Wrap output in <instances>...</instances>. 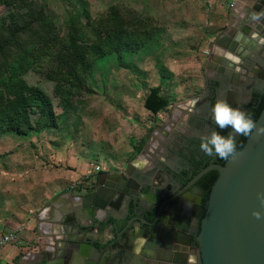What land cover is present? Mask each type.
<instances>
[{
	"label": "rangeland",
	"instance_id": "obj_1",
	"mask_svg": "<svg viewBox=\"0 0 264 264\" xmlns=\"http://www.w3.org/2000/svg\"><path fill=\"white\" fill-rule=\"evenodd\" d=\"M194 11L185 1L0 0V114L28 90L53 113L44 123L31 107L32 129L1 132L0 188L43 184L45 170H75L71 160L75 173L122 171L176 106L204 93L207 30ZM155 86L167 104L152 114L144 100Z\"/></svg>",
	"mask_w": 264,
	"mask_h": 264
},
{
	"label": "water",
	"instance_id": "obj_2",
	"mask_svg": "<svg viewBox=\"0 0 264 264\" xmlns=\"http://www.w3.org/2000/svg\"><path fill=\"white\" fill-rule=\"evenodd\" d=\"M251 7L254 14L238 20V34L244 38L236 40L238 34L218 35L211 41L212 52L205 60V68L214 62L222 66L221 72L225 67L236 72L235 65L249 70L252 65L261 67L264 61V0H256ZM256 13L259 18L253 19ZM225 74L233 77L229 70ZM254 122L256 127L252 134L230 161L223 165L209 164L193 178L195 181L209 170L218 172L197 236L201 264H264V215L259 219L253 215L254 210L264 213V200L259 195L264 193V132L259 131L264 127V107ZM116 175L105 173L104 178L99 177L98 185L111 191ZM104 196L98 191L92 192L88 201L86 195L81 196L82 201L73 206L71 213L51 221L53 233L60 237L61 244L57 248L61 258L52 261L46 253V259L37 264H141L144 258H149L143 252L151 247L147 238L152 234L146 228L154 229L159 225L162 205L153 204L146 210L152 216L149 220L140 216V204H125L129 215L125 219L115 212L123 205L115 204L110 194ZM135 220L142 225H133ZM133 226L135 229L123 243L126 229ZM94 229L106 231L107 238L94 237Z\"/></svg>",
	"mask_w": 264,
	"mask_h": 264
},
{
	"label": "flooded vegetation",
	"instance_id": "obj_3",
	"mask_svg": "<svg viewBox=\"0 0 264 264\" xmlns=\"http://www.w3.org/2000/svg\"><path fill=\"white\" fill-rule=\"evenodd\" d=\"M208 68H216L217 73L212 80L205 77L204 93L176 106L180 111L176 113L175 109L170 120L154 130L156 139L146 143L122 171L98 173L92 187L79 195V198L86 195L88 201L94 191L106 197L110 194L115 204L123 205L115 212L125 219L129 218L125 204H140V216L149 220L152 216L146 210L153 204L162 205L159 225L154 229L146 228L152 234L147 238L151 247L143 251L149 258H144L141 264H201L197 236L210 192L206 187V174L214 170L195 181L193 178L207 165L220 164L221 158L207 156L200 149V138L214 129L224 135L231 132V129H219L209 110L217 99L223 98L248 112L255 98L264 94V61L261 67L252 65L250 70L235 65L238 73L226 67L221 72V65L210 64L205 69ZM228 70L233 77L226 76ZM174 131L179 133L177 142L170 137ZM105 173L117 174L111 191L98 185L99 177L104 178ZM153 194L155 199L151 198ZM134 229L135 226L126 229L123 243Z\"/></svg>",
	"mask_w": 264,
	"mask_h": 264
},
{
	"label": "crops",
	"instance_id": "obj_4",
	"mask_svg": "<svg viewBox=\"0 0 264 264\" xmlns=\"http://www.w3.org/2000/svg\"><path fill=\"white\" fill-rule=\"evenodd\" d=\"M156 1H185L189 6L194 7L195 11L191 17L202 16L204 28L207 30L203 37L207 44L204 47L206 50L209 48L210 42L218 35L232 36L240 33L238 20L254 14L251 6L256 0H212L208 3L201 0L203 7L200 8H196L193 3L190 4L195 0ZM231 3L234 5L231 6ZM242 38L244 37L242 36ZM212 64L219 66L215 62ZM216 70V68L205 69V77L207 76L206 78L210 80L214 79ZM71 161L77 164L75 170L78 169V163L74 160ZM79 167L82 168V166ZM87 167L81 169L79 173H75V170H68L53 174L45 170L43 184L34 182L30 184L31 186L28 185L22 189L19 188V185L13 186L11 192L9 188L8 191L3 187L0 188L4 192V194H0V236L18 227L21 228L17 232V238L0 252V264H37L38 261L46 259V253L49 254V259L52 261L61 258L57 248L61 244L60 237L53 233L51 221L71 213L73 206L81 202V198L75 196L76 193H66L65 187L71 180L90 171L91 165L89 170ZM102 172L106 171L101 168L99 173ZM15 180L21 182L24 180V176H17ZM66 180L68 181L66 182ZM102 188L106 189V186L103 185ZM140 224L135 222L136 226ZM93 236L104 240L107 238V232L94 229Z\"/></svg>",
	"mask_w": 264,
	"mask_h": 264
},
{
	"label": "trees",
	"instance_id": "obj_5",
	"mask_svg": "<svg viewBox=\"0 0 264 264\" xmlns=\"http://www.w3.org/2000/svg\"><path fill=\"white\" fill-rule=\"evenodd\" d=\"M118 7L120 6L114 5L111 8V11H114V15L117 17H119L117 13ZM144 29H138V31L137 30L136 31L138 33L145 35L146 37L148 36L147 34L148 31L146 30L147 29L146 27ZM12 41L13 39L10 42ZM18 96L19 97L14 101L15 106L14 107L11 106L10 108L11 112L0 114V134L3 131H9V130L21 134L32 129L30 115L33 112L31 110L32 109L31 107H36L37 109H39L40 118L44 119L43 120L44 123L47 121L48 123L53 121V113L51 109L50 99L44 96L41 92H39L38 90L30 92V90H28L26 95L22 96V94H18ZM166 104L167 101L160 94V89L158 86L152 87L149 90L144 100V107L152 114L157 113L160 109L166 106ZM263 107H264V94H261L258 95L253 101V103L249 105L248 113L252 116L253 120H255L258 117ZM246 138L247 136H241V135L237 137L236 139L237 150L242 147ZM225 162L226 161L223 159L219 161L221 165H223ZM217 176H218V172L215 170L209 171L206 174V178L208 181L206 187L208 190H210Z\"/></svg>",
	"mask_w": 264,
	"mask_h": 264
},
{
	"label": "clouds",
	"instance_id": "obj_6",
	"mask_svg": "<svg viewBox=\"0 0 264 264\" xmlns=\"http://www.w3.org/2000/svg\"><path fill=\"white\" fill-rule=\"evenodd\" d=\"M259 14L254 15L253 19H258ZM236 40L242 39L238 34ZM210 117L221 130L231 129L227 135L215 129L201 136L200 149L210 157H219L225 161H230L237 153V135L249 136L256 127L252 116L240 107H235L226 99H217L209 110ZM259 131L264 132V127ZM264 200V193L259 194ZM253 215L258 219L264 215L260 210H254ZM139 251V250H137Z\"/></svg>",
	"mask_w": 264,
	"mask_h": 264
},
{
	"label": "built area",
	"instance_id": "obj_7",
	"mask_svg": "<svg viewBox=\"0 0 264 264\" xmlns=\"http://www.w3.org/2000/svg\"><path fill=\"white\" fill-rule=\"evenodd\" d=\"M212 0H205V2H211ZM234 3H231L233 6ZM211 44V42H210ZM212 49L209 45V48L203 51V55L205 60L211 54ZM101 171V167L98 164H91V169L88 172L83 173L81 176L71 180L65 187L66 193H76L75 196L79 197V195L87 192L92 185L96 182L97 174ZM21 229L18 227L15 230L4 233L0 236V249L4 248L7 244L13 242L17 238V232Z\"/></svg>",
	"mask_w": 264,
	"mask_h": 264
},
{
	"label": "bare ground",
	"instance_id": "obj_8",
	"mask_svg": "<svg viewBox=\"0 0 264 264\" xmlns=\"http://www.w3.org/2000/svg\"><path fill=\"white\" fill-rule=\"evenodd\" d=\"M181 107V106H180ZM182 108V107H181ZM180 111V109L178 108L177 110H176V113H178ZM179 117V116H178ZM140 161H141V159H139ZM139 160L137 161V162H139Z\"/></svg>",
	"mask_w": 264,
	"mask_h": 264
}]
</instances>
